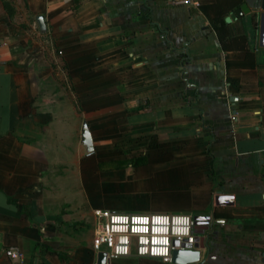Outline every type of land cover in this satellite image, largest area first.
<instances>
[{"label":"crops","instance_id":"obj_1","mask_svg":"<svg viewBox=\"0 0 264 264\" xmlns=\"http://www.w3.org/2000/svg\"><path fill=\"white\" fill-rule=\"evenodd\" d=\"M176 1L0 0V264H91L92 209L210 215L193 264H264V0L227 49L212 20L245 0ZM151 175L185 200L120 199Z\"/></svg>","mask_w":264,"mask_h":264},{"label":"built area","instance_id":"obj_2","mask_svg":"<svg viewBox=\"0 0 264 264\" xmlns=\"http://www.w3.org/2000/svg\"><path fill=\"white\" fill-rule=\"evenodd\" d=\"M185 7H198L196 0H177ZM1 46V44H0ZM236 120V112L230 115ZM93 229L91 264H97L96 254L104 253V264L127 256L130 251L137 257L155 258L171 263L174 249H186L193 244L196 236L193 232V218L183 212H115L106 209H92ZM177 242V246L172 245ZM191 248V249H192ZM11 264H25L23 254L16 246L2 250Z\"/></svg>","mask_w":264,"mask_h":264},{"label":"water","instance_id":"obj_3","mask_svg":"<svg viewBox=\"0 0 264 264\" xmlns=\"http://www.w3.org/2000/svg\"><path fill=\"white\" fill-rule=\"evenodd\" d=\"M260 7V1L254 0L251 3L249 0H245L244 3L240 4L238 7L234 8L232 12L225 17L226 22H230L231 20H235L236 18L242 16L247 13L250 9L255 10ZM35 22L39 30L44 28V24L42 21V17H35ZM258 43L260 46L264 47V12L259 13L258 19ZM81 143L84 145L85 149L90 150L91 145L89 138L87 136L84 128L81 133ZM193 232L196 236V241L193 244V248L190 244L185 245L186 249H174L171 252V263L173 264H193L199 260V249H201L204 245V241L207 240L211 227L213 225L212 216L205 215H193ZM200 224L202 226L200 227ZM173 246H177V242L172 241ZM192 248V249H191ZM96 262L97 264H104V253L98 252L96 254Z\"/></svg>","mask_w":264,"mask_h":264},{"label":"rangeland","instance_id":"obj_4","mask_svg":"<svg viewBox=\"0 0 264 264\" xmlns=\"http://www.w3.org/2000/svg\"><path fill=\"white\" fill-rule=\"evenodd\" d=\"M109 167L108 164L102 165L101 168ZM118 169V168H116ZM125 180L131 182L130 184L135 185V189L133 188L134 193H125L123 194L120 199H122L124 202L128 203H139L140 205H152L156 207H166L169 208V206H176L182 201H184V196L182 194H178L175 191L176 188H168L163 187V182L158 177H146V179H142L141 182H138V179L135 178L132 180V177H125ZM139 183V184H138ZM107 193H101L100 187H98V193L95 195V202L97 201V205H100L103 203L111 204V202H117L116 199H119L118 195H115L113 190L110 188L113 187L111 183H107ZM103 190H106L105 186H101ZM97 189V188H95ZM177 190V189H176ZM120 194V193H118ZM100 202V204L98 203ZM167 210V209H166Z\"/></svg>","mask_w":264,"mask_h":264},{"label":"trees","instance_id":"obj_5","mask_svg":"<svg viewBox=\"0 0 264 264\" xmlns=\"http://www.w3.org/2000/svg\"><path fill=\"white\" fill-rule=\"evenodd\" d=\"M239 0H234V4L237 3ZM228 10L231 8L227 7ZM224 13H220L218 15H216V18L218 19H211L212 20V24H213V28L215 30L217 39L219 41V44L221 46V48L223 49H227V46H230V42L233 40V37L229 31H228V25L225 23L224 21ZM136 162H133V164H135Z\"/></svg>","mask_w":264,"mask_h":264}]
</instances>
